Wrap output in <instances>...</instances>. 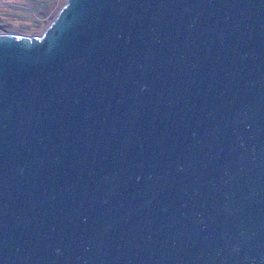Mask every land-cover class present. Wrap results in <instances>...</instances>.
<instances>
[{
  "label": "water",
  "instance_id": "1",
  "mask_svg": "<svg viewBox=\"0 0 264 264\" xmlns=\"http://www.w3.org/2000/svg\"><path fill=\"white\" fill-rule=\"evenodd\" d=\"M0 264H264V0L0 33Z\"/></svg>",
  "mask_w": 264,
  "mask_h": 264
},
{
  "label": "rangeland",
  "instance_id": "2",
  "mask_svg": "<svg viewBox=\"0 0 264 264\" xmlns=\"http://www.w3.org/2000/svg\"><path fill=\"white\" fill-rule=\"evenodd\" d=\"M66 0H0V33L39 35Z\"/></svg>",
  "mask_w": 264,
  "mask_h": 264
}]
</instances>
